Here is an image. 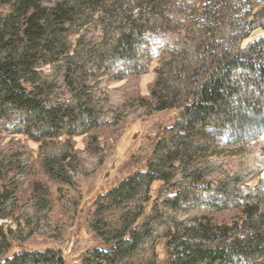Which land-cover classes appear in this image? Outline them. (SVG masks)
<instances>
[{
	"label": "trees",
	"instance_id": "1",
	"mask_svg": "<svg viewBox=\"0 0 264 264\" xmlns=\"http://www.w3.org/2000/svg\"><path fill=\"white\" fill-rule=\"evenodd\" d=\"M257 29L264 0H209L198 10L191 0H0V141L7 133L39 143L50 181L80 187L84 156L103 151V125L116 129L140 114L149 131L173 112L145 167L94 198L92 229L110 250L83 264H137L157 222L166 224L167 264H264V179L245 184L264 171V39L243 47ZM164 34L177 43L144 96L147 41ZM117 79L126 83L111 88ZM82 135L84 151L74 141ZM32 159L21 140L0 143V221L14 214ZM155 183L164 189L147 209ZM29 192L24 226L32 229L53 201L42 181ZM117 212L118 222L103 218ZM0 229V264H65L62 249L34 250Z\"/></svg>",
	"mask_w": 264,
	"mask_h": 264
},
{
	"label": "rangeland",
	"instance_id": "2",
	"mask_svg": "<svg viewBox=\"0 0 264 264\" xmlns=\"http://www.w3.org/2000/svg\"><path fill=\"white\" fill-rule=\"evenodd\" d=\"M191 1L195 9L198 10L209 0ZM261 6L257 7L255 11H258ZM77 38L78 35L73 34L71 41L75 44ZM259 39H264V29L255 30L243 42V47ZM147 43L148 51L151 54L150 68L146 74L142 75L139 83L140 92L144 96L150 95V87L156 77L155 68L160 65L161 58L167 55V52L176 45L177 40L174 35L164 34L150 38ZM43 70L49 73L50 65H44ZM125 83L126 80H113L110 83V87L120 88ZM172 114L173 112L171 111L161 113L159 115V128H151L149 131H143L141 120L146 119V117L140 114L128 124H121L116 129L109 124L103 125L96 131L100 136L103 151L98 155L86 154L84 156V175L79 177L81 184L77 189L65 184H56L43 175L39 164V143L29 140L28 136L25 135L14 137L4 133L0 143L6 144L13 138L21 140L32 151V162L35 166L28 179L22 184L20 190L21 199L14 214L8 220L0 221V226L14 230L15 233L12 238L21 244L29 246L31 249H62L65 256V264H83L85 260L94 257L95 250L109 251L110 248L99 241L92 229V224L95 222V215L97 214L94 198L101 190L119 185L137 170L145 167L147 160L153 154L159 129L173 126ZM111 118V115L107 116L105 122H109ZM88 138L89 135L75 137L76 149L84 151ZM262 179H264V171L247 180L245 184L251 188H256L260 185ZM35 180L48 184L53 201V209L50 214L37 215L36 219L41 220L40 226L31 227L32 229H30L24 226V220L25 217L32 214V212L28 213L31 210L29 189L30 182ZM163 189L161 183H155L151 189L152 198L149 203L144 204V207L147 209L152 208L157 203ZM1 192L2 183L0 181ZM121 214L124 213L117 212L114 215L105 213L103 218L118 222ZM232 216H234V213H226L223 218L230 219ZM19 223L22 224V229H19ZM165 228V222L154 224L153 237L141 255L137 257V264L154 260L156 264H167L170 250L168 239L165 236ZM32 230L36 232V235L29 237ZM0 232H3V230L0 229ZM59 236L62 237V241L52 239ZM15 253H17V250L12 249L10 255ZM241 264L247 263L243 262Z\"/></svg>",
	"mask_w": 264,
	"mask_h": 264
}]
</instances>
